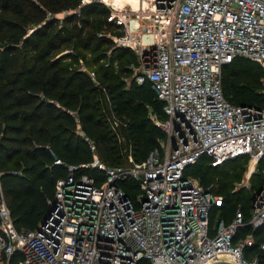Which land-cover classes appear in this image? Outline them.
<instances>
[{
    "label": "built area",
    "instance_id": "built-area-1",
    "mask_svg": "<svg viewBox=\"0 0 264 264\" xmlns=\"http://www.w3.org/2000/svg\"><path fill=\"white\" fill-rule=\"evenodd\" d=\"M92 2L108 8V20L120 26V35L108 37L134 52L133 79L147 80L161 103V117L149 112V118L164 139L145 160L133 163L128 156L130 165L114 168L98 161L90 143L92 162L85 166L102 170L104 181L95 185L71 174L57 180L55 209L32 232L13 226L1 197L0 264L13 252L20 264H205L221 257L260 264L257 255L245 256L253 238L235 235L240 227H262L258 249L264 254V107L230 104L220 75L235 57L264 72V0H151L134 12L102 0L80 4ZM203 155L211 166L244 156L247 180L262 174L246 219L237 210L228 223L209 224V210L221 197L183 176ZM125 178L138 186L133 200L117 187Z\"/></svg>",
    "mask_w": 264,
    "mask_h": 264
},
{
    "label": "trees",
    "instance_id": "trees-1",
    "mask_svg": "<svg viewBox=\"0 0 264 264\" xmlns=\"http://www.w3.org/2000/svg\"><path fill=\"white\" fill-rule=\"evenodd\" d=\"M80 1L0 0V191L17 230L37 228L56 181L68 174L86 175L101 185L104 172L85 166L92 162L90 143L98 161L114 168L130 165H122L128 156L133 163L145 160L164 139L149 118V112L161 117V103L150 83L137 84L129 68L136 63L134 52L114 46L105 34L120 35V26L108 20L110 12L103 4ZM63 47L69 52L59 54ZM100 47L104 49L96 54ZM82 51L93 55L84 64L93 79L78 67ZM261 79L264 72L257 63L235 57L221 67L223 97L232 105L263 108ZM210 163L203 155L183 171L203 190L221 197L220 206L209 210V224L228 223L237 210L246 219L252 196L263 184L262 174L256 171L248 187L233 192L247 158ZM116 184L132 200L138 193L129 178ZM245 235L254 240L245 256L257 255L264 264L258 249L262 227H240L235 238ZM20 261L21 255L13 252L7 264Z\"/></svg>",
    "mask_w": 264,
    "mask_h": 264
},
{
    "label": "rangeland",
    "instance_id": "rangeland-1",
    "mask_svg": "<svg viewBox=\"0 0 264 264\" xmlns=\"http://www.w3.org/2000/svg\"><path fill=\"white\" fill-rule=\"evenodd\" d=\"M110 6V5H109ZM106 7V6H105ZM62 16H63V13L62 14H59V15H57L56 17L58 18V19H61L62 18ZM106 36H108V35H110L109 34V31H106ZM113 36H116V35H113ZM112 36V37H113ZM111 37V36H110ZM104 49V47H100V49H99V51H98V53H96V54H100V52L102 51ZM65 52H69V47H63L62 49H61V51L59 52V54H63V53H65ZM105 54H106V56H109V54H110V50H106L105 51ZM82 55L84 56V58H82ZM92 57H93V55H88V53H87V51H82V52H80V55L78 56V67L79 68H81L82 70H84V71H86V72H88L89 71V69L88 68H86L85 67V63H90V59H92ZM101 62V61H100ZM92 63V62H91ZM126 81H128V79L126 80ZM222 163V162H221ZM128 164V160L126 161V157H125V159L123 160V162H122V165L123 166H126ZM247 168H248V164H246L245 165V168L243 169V170H241V173H240V175H239V178H238V180L237 181H234V183H233V185H232V191L233 192H236V191H238L239 189H241V188H246V187H248V180H249V178H250V176L252 175H249V178H248V180H247Z\"/></svg>",
    "mask_w": 264,
    "mask_h": 264
},
{
    "label": "bare ground",
    "instance_id": "bare-ground-1",
    "mask_svg": "<svg viewBox=\"0 0 264 264\" xmlns=\"http://www.w3.org/2000/svg\"><path fill=\"white\" fill-rule=\"evenodd\" d=\"M148 1L151 0H102L103 3L114 8H122L123 6H128L131 12L149 8ZM220 259L225 258L221 257Z\"/></svg>",
    "mask_w": 264,
    "mask_h": 264
},
{
    "label": "water",
    "instance_id": "water-1",
    "mask_svg": "<svg viewBox=\"0 0 264 264\" xmlns=\"http://www.w3.org/2000/svg\"><path fill=\"white\" fill-rule=\"evenodd\" d=\"M2 197L1 191H0V199ZM55 209V203L54 200L52 199L50 202H48L47 204V208L46 211L41 219L40 224L42 225L47 219H49L51 213L54 211ZM205 264H234L232 261L227 260V259H215V260H211L206 262Z\"/></svg>",
    "mask_w": 264,
    "mask_h": 264
}]
</instances>
